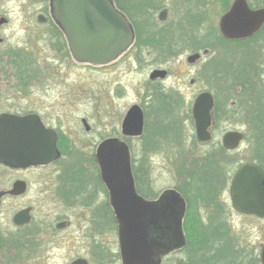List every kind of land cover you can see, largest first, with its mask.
<instances>
[{
	"label": "flooded vegetation",
	"instance_id": "af4514ba",
	"mask_svg": "<svg viewBox=\"0 0 264 264\" xmlns=\"http://www.w3.org/2000/svg\"><path fill=\"white\" fill-rule=\"evenodd\" d=\"M26 1L32 4L38 2L50 4L51 2V0ZM112 1L115 3L114 0ZM125 1L131 3L129 8L134 19L142 15L144 11L146 12L145 16H154L158 10H161L159 16L163 11L168 14L170 8H174L180 16H185L187 12H190L192 17H208L207 6L215 3L221 4L223 12L220 16L221 19L231 10L236 0H221V3L220 0H184L183 6L191 4L190 8H185L187 6L182 8L181 5L176 7V4H180V1L183 0H175L176 4L173 2L172 7L168 2H164L165 0ZM245 1L251 11L264 8V0ZM156 2L161 3L160 6H157ZM153 9L158 10L150 11ZM36 11L0 10V60L2 59L1 56L6 55V51L20 50L15 44L8 42L4 33L10 28L15 18H18L22 25L27 21L23 23L21 19L26 20L29 18L28 14L36 13L38 22L39 17H42L41 24L51 26L53 33L57 30L61 31L53 18L50 5L49 10ZM158 20L160 21V19ZM130 22L134 29L132 45L119 58L107 64L95 65L76 59L65 36V40H61L60 43L65 59L68 58L72 66L85 68L89 65L105 72L106 68L117 65L119 61H122L121 59H124L122 66H126L129 71L142 68L147 73L141 84L142 91H138L136 102L129 107L121 123L117 122L104 133L98 126L96 127L97 132H95L87 119L82 118L79 124L80 130L92 139H85L82 144H79L81 142L79 136L74 135V130L79 131L77 128H72L64 123L56 125L47 121L37 107L36 110H25V112L9 109L0 113V115L13 114L18 116L38 115L46 128L53 130L57 135L59 156L55 161L47 165L16 170L23 172L33 169L45 171V174L42 177L44 183L41 184L40 191L34 200L35 203L18 210H16L17 208L13 209L16 212L13 215L12 223L14 216L22 210L29 209L31 215V221L28 225L14 226L15 234L21 237L25 236V239L31 242V251L37 257L43 253V239L47 238L49 243L56 244L58 249H67V253H69L68 264L77 260H85L87 264H124L116 209L118 206L115 200H120L122 205L130 208L135 206L125 201V196L120 198L114 196L113 191L103 179L97 156L98 150L104 142L118 141L124 143L129 149L131 178L134 190L140 200L147 204H154L159 203L165 193L174 192L178 196V202L168 200L165 204L158 205L155 212L154 210L150 211L153 217L156 215L160 226L168 227L169 231L171 228H175L170 232L160 231L159 234L152 231L154 238L164 237L167 246L172 247L160 257V264H167L173 259H176V264H204L205 262L198 260L196 255H194L193 260L190 259L192 254L189 251L190 242L186 239L185 222L191 218L199 224H210L211 215L215 212L219 217L217 221L219 225L229 223L228 216L232 210L238 213L232 206L230 195L235 173L247 163H254L263 169L257 159L264 154V24L258 31L247 37L233 39L223 36L219 24V32L217 31L219 36L216 38H214V33L212 34L213 26L201 29H207V47L198 48L192 52V54L200 55L194 63L190 64L187 61L192 54L186 59L191 68V85L193 89L195 88L193 103L188 108L184 107V94L176 90L180 83L177 64L182 63L185 55L180 46L175 43L149 41L145 30L142 31V39L137 41L138 35L134 21L130 20ZM160 22L162 23V21ZM204 34H200L198 28H195L193 32L195 44L198 45ZM11 57L10 67L8 68L2 63L0 69L6 73H14L13 76L19 78L21 87L28 85L23 82L27 79L22 74L24 72H29L26 76L31 80V85L41 82L37 80L45 75L38 76V69L34 71L35 66H38L40 61L30 60L29 65L33 68H26L23 71L22 61L18 59L17 54L14 53ZM40 72L43 73L42 70ZM162 72L164 75L161 74ZM173 75H175V79L172 81ZM202 93L210 94L214 101L209 127L211 140L207 143L198 141L192 114L193 105ZM85 98V92H81L76 104ZM132 107H139L144 118L143 133L139 136L125 134L123 130L125 119ZM165 110L169 113L165 114ZM175 120H179V122L173 124ZM222 122L228 125L225 131L219 129ZM230 132L240 133L243 136L238 147L233 150L224 146V137ZM135 142L141 146L170 147L169 150H165L167 156L166 153H158L168 158L178 146H184V148L192 146L193 155L196 158L200 153L199 149H205L209 152L211 160L215 158L219 165L223 166L226 185L211 188L210 191L216 194L211 204L204 203L202 197L197 196L187 188L184 190L167 189L160 193L154 192L148 167L144 164L147 156L143 155L141 171L132 163V147ZM82 146L85 148H81ZM220 148L223 151H220ZM244 148L250 149L246 158L243 157ZM154 150L156 151V149ZM0 167L10 169L1 164ZM135 168L138 169L137 172H135ZM19 181L26 184V192L19 196L5 195L2 198L0 213L6 201L12 202L21 199L28 192L29 182L22 178L15 180L11 186L0 189V191L12 190L13 185ZM226 194L229 195L230 203L224 200ZM145 218L148 219L147 216ZM6 232V229L0 227V260L5 253L6 238L10 237ZM263 245L257 248L260 264H262L260 254Z\"/></svg>",
	"mask_w": 264,
	"mask_h": 264
},
{
	"label": "rangeland",
	"instance_id": "374dc122",
	"mask_svg": "<svg viewBox=\"0 0 264 264\" xmlns=\"http://www.w3.org/2000/svg\"><path fill=\"white\" fill-rule=\"evenodd\" d=\"M172 7L175 0H165ZM221 3V0H220ZM185 4L184 0L176 7L190 8L191 4ZM221 4H209L207 6L208 17L205 21L218 31L220 16L222 15ZM49 10V4L38 2L32 4L26 0H0V10L3 11H41ZM172 10H174L172 12ZM179 10V9H177ZM183 11V9H180ZM36 11V12H37ZM161 11V10H160ZM158 10L154 15L155 28L158 25L167 23L175 24L178 19L174 8H170V12L166 16V22H160ZM29 18L21 19L27 23L20 24L18 18L13 19L10 28L4 33L8 42L15 44L20 50L6 51V55L1 56L0 65L4 63L8 68L11 55L17 54L18 59L22 61L23 71L26 68L32 69L29 61H40L35 66L34 71L38 69L39 77L37 82L31 85V80L26 76L29 72L22 73L27 78L24 83L28 85L21 87L20 80L12 73H6L0 69V113L7 110H36L53 124H66L74 130L82 144L85 139H92L80 130L79 124L82 118H86L88 123L94 128L99 126L104 133L117 122L121 123L129 107L136 102L138 91H142L141 84L147 73L140 69L132 72L126 66H122V61L112 67L106 68L105 72L94 66L87 65L85 68L72 66L71 61L65 59L64 51L61 47L55 46L53 31L51 26L41 24L37 20V14H28ZM185 15V14H183ZM180 16V15H179ZM32 22V24H31ZM207 27V26H206ZM219 32V31H218ZM182 63H178L179 86L176 90L184 94V107H188L193 103L194 94L191 85V68L186 62L187 56L192 54V50H184ZM136 67V64H134ZM43 73L40 72V70ZM32 73V72H31ZM37 78V77H36ZM175 75L172 76V81ZM29 80V81H28ZM201 85V83H200ZM81 92H85V99L76 104ZM77 96V97H73ZM101 97V102H100ZM247 117V116H246ZM227 124L222 122L219 126L221 131H225ZM155 151L152 145L141 146L138 142L132 147V163L136 167L143 165L141 162L143 155H146L144 164L148 167L151 186L154 192H162L167 189L184 190L191 180V177L200 167L199 161L193 155L192 146H178L170 158L159 155L166 153L170 147H160ZM81 148H85L82 146ZM202 152L204 149H199ZM250 149L244 148V158L249 154ZM159 153V154H158ZM45 171H35L33 169L23 172H17L12 169H4L0 167V189H6L17 179H25L29 182V190L21 199L12 202L6 201L0 213V227L6 229V233L11 238L17 237L15 234L12 218L16 210L32 205L35 203L36 196L40 191L41 184L44 183L42 178ZM224 200L230 203L229 195L226 194ZM230 206V205H229ZM14 208H17L13 211ZM229 223L234 230L243 238V244L250 243L252 247L260 248L264 244V219L257 220L255 218L244 217L232 210L228 216ZM189 225H195V221L188 218ZM186 239L189 241L188 233ZM25 236L22 237L21 249L15 248L5 249L0 264H68L69 253L67 249H58L54 243H49L47 238L43 239V253L37 257L31 251V242L26 243ZM56 246V247H55ZM120 264V263H118ZM167 264H176V259Z\"/></svg>",
	"mask_w": 264,
	"mask_h": 264
},
{
	"label": "water",
	"instance_id": "95a60500",
	"mask_svg": "<svg viewBox=\"0 0 264 264\" xmlns=\"http://www.w3.org/2000/svg\"><path fill=\"white\" fill-rule=\"evenodd\" d=\"M53 17L65 34L74 57L89 64H107L121 56L134 41V29L126 15L118 10L112 0H51ZM163 11L160 21H166ZM42 22L43 18L39 17ZM264 24V8L251 11L245 0H236L231 10L220 19V30L227 38H244L258 31ZM199 54L188 57V63L199 59ZM164 75V72L161 73ZM213 98L202 93L192 109L200 143L211 140L209 132ZM144 118L139 107H132L125 119V134L139 136L143 133ZM240 133L230 132L224 137L227 149H236L242 140ZM59 156L57 135L47 129L38 115H0V164L11 169H27L47 165ZM99 165L104 181L115 197L125 196L130 208L117 204L120 225V243L124 264H160V257L172 247L165 238H154L152 231L175 230L158 224L155 212L157 206L168 200L178 202L174 192L165 193L159 203H144L137 196L129 165V149L118 141L104 142L98 150ZM26 192L24 182H16L13 189L0 191V207L5 195L19 196ZM231 200L233 208L240 214L264 219V171L254 164L241 166L232 180ZM145 216L148 217L145 218ZM30 210H22L14 216L16 226L28 225ZM178 246V245H177ZM261 263L264 264V245L261 250ZM72 264H87L77 260Z\"/></svg>",
	"mask_w": 264,
	"mask_h": 264
},
{
	"label": "trees",
	"instance_id": "16d2710c",
	"mask_svg": "<svg viewBox=\"0 0 264 264\" xmlns=\"http://www.w3.org/2000/svg\"><path fill=\"white\" fill-rule=\"evenodd\" d=\"M114 1L117 8L126 14L130 20L134 21L138 35L137 41L142 39V31L145 30L150 39L149 41L175 43L180 46L182 51L189 49L196 51L198 48L202 49L207 47V29H201L211 25L205 21L204 16L192 17L190 12H187L185 16H179L177 12H175L178 18L174 22L175 24L172 25V23H167L163 26L158 25V27L155 28L154 16H145L146 12L144 11L142 15L134 19L131 16V10L129 8L131 3L125 0ZM156 4L160 6L161 3L156 2ZM157 10L158 9H153L150 11L155 12ZM195 28H198L200 34L205 33L201 37L202 40L198 45L195 44L193 40ZM212 34L214 38L219 36L215 28H212ZM53 37L54 41L57 42V44L54 45L61 47V40H65L63 33L57 30L53 33ZM168 113L167 110H165V114ZM178 122L179 120H175L173 124H177ZM157 148L159 147L157 146L154 149L157 150ZM220 151H223L222 148H220ZM200 156L202 157L200 158ZM196 159L199 161L200 167L191 177L186 188L194 192L197 196L202 197L204 203L211 204L213 203V198L216 196V194L210 191L211 188L226 185L223 166L219 165V162L215 158L211 160L209 158V152L205 149L198 154ZM257 162H259L264 169V154L261 158L257 159ZM138 169L141 171L142 166ZM138 169L135 168V172H137ZM215 210L217 211V208H215ZM218 220L219 217L213 212L210 224H199V222H195V225H189L187 221L185 222L184 228L186 233H188L190 242L189 251L192 254L190 259L193 260L194 255H196L198 260L205 262L204 264H260L257 247H252L250 243L243 244V239L240 238V234L234 230L230 223L221 224L223 225L221 226L217 223ZM21 239V236L13 238L7 237L6 248H15V250L17 249L20 251ZM27 242L28 240L26 243Z\"/></svg>",
	"mask_w": 264,
	"mask_h": 264
}]
</instances>
